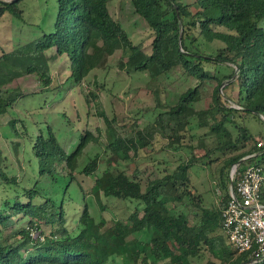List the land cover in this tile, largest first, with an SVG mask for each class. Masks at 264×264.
<instances>
[{"label":"trees","instance_id":"obj_1","mask_svg":"<svg viewBox=\"0 0 264 264\" xmlns=\"http://www.w3.org/2000/svg\"><path fill=\"white\" fill-rule=\"evenodd\" d=\"M110 1L58 0L55 31L21 52L29 60L14 52L0 56V116L25 96L20 85L12 87L16 80L37 75L46 87L51 85L52 58L68 60L71 77L78 85L93 71L108 69L110 58L118 51H122V68L128 73H148L151 88L177 68L201 84L216 80L208 109L195 111L193 106L202 100V93L199 86L188 89L175 106L158 115L151 129L127 139L115 136L108 147L124 160H131L132 151L136 155L139 149L147 150L149 139L156 134L168 140V149L180 147L188 125L182 120L193 110L198 125L214 137L205 158L215 153L233 154L225 160L221 172L226 183L220 206L204 208L188 190L189 171L200 161L191 156L172 174L148 179L145 191L135 176L129 177L123 171L97 178L92 194L102 210L101 194L136 201L142 209L136 207L127 222L107 227L104 218L97 224L85 207L73 220L72 228L68 226V216L76 214L77 209L70 206L76 199L71 185L91 134L68 153L49 127L47 133L40 131L32 150L39 178L50 177L53 184H61L62 199L57 203L54 197L44 194L39 189L40 180L13 198L2 199L8 187H19L21 182L19 177L9 175L7 165L0 159V264H111L113 257L122 254L127 255L130 264H190L191 259H201L206 251L221 264H264V255L255 249L240 253L225 245L221 218L229 201L231 168L241 161L239 174L248 164L264 167V143L259 147L260 141L256 142L249 128L236 121L249 116L264 124V0H131L135 13L153 31L151 53L135 45L113 18ZM20 2L0 0V22L6 13L21 18ZM214 42L224 47L211 49ZM221 67L232 68L231 74L220 77ZM234 83L238 86L236 106L242 109L233 108L231 103L235 101L226 93ZM153 92L158 108L159 91ZM229 126L239 131L236 138ZM259 137L264 139L262 134ZM251 142L254 144L249 147ZM61 166L69 171L66 176L59 172ZM98 166L96 157L80 173L93 176ZM233 186L236 188V182ZM262 197L264 200V186ZM185 204L191 208L189 213L175 211ZM26 220L25 225H20ZM145 231L151 233L148 240L132 239Z\"/></svg>","mask_w":264,"mask_h":264},{"label":"rangeland","instance_id":"obj_2","mask_svg":"<svg viewBox=\"0 0 264 264\" xmlns=\"http://www.w3.org/2000/svg\"><path fill=\"white\" fill-rule=\"evenodd\" d=\"M3 1L10 2V0ZM182 1L192 2V0ZM18 8L23 11L21 18L6 13L1 19L0 56L3 53L14 52L19 58L27 59V56L21 55V52L28 50L44 35L55 31L59 3L58 0H21ZM109 9L133 43L142 45L146 53H151L153 31L147 22L135 13L132 1L111 0ZM217 30L223 31L222 28ZM221 47L224 45L220 42L211 44V49L214 50ZM46 56L49 57L48 53ZM121 58L122 51L116 52L109 60L108 69L93 71L79 85L74 83L71 77L72 68L68 60L56 58L49 60L52 76L50 86L46 87L37 75H28L14 82L12 87L20 85L25 96L5 115L0 116V159L7 165L9 175L19 177L21 183L19 187H8L2 194V199H11L22 190L33 187L36 181L40 180L39 189H43L44 194L54 197L57 203L60 202L61 184H53L50 177L39 178L38 161L32 150L40 131L47 133L51 127L59 143L68 153H72L78 147L84 136L91 134L79 158L75 180L71 185L70 191L76 199L70 206L77 209L76 214L68 216V226L72 228L75 227L73 220L81 215L85 207L97 224L100 223L101 218H104L107 227L114 226L119 221L127 222L136 207L142 209L136 201H121L101 194V202L104 205L102 210L97 198L92 194L97 178L106 174L116 175L123 171L129 177L135 176L145 191L148 179H161L172 174L191 156H195L200 161L189 171L188 190L195 198V202L201 200L199 204L202 207L219 208L224 196L222 190L224 182L226 183V179L221 177V172L225 160L233 154L215 153L205 158L206 152L214 145V137L208 136V129L198 125L193 110L182 120L184 125L188 122L187 132L183 133L184 142L180 147L177 145V149H168V140L159 134L149 139L151 144L148 145L147 150L139 149L136 155L132 151L131 160L118 158L108 147V143L115 136L127 139L135 136L139 131L145 133L147 128L151 129L158 115L175 106L180 96L188 89L199 86L202 93V100L194 104V110L208 109L212 103L217 81L210 80L201 84L188 77L181 68H177L161 77L151 88L149 74L128 73L122 68L124 64L120 63ZM231 72L232 68L221 67L219 75L220 77L230 75ZM153 90L159 91L161 105L158 108ZM226 93L232 101H235L233 105H236L237 84L228 86ZM236 121L239 126L245 125L249 128L256 142L264 143V139L259 137L260 134L264 137V124L258 119L248 116L237 118ZM229 127L236 138L239 131ZM253 144L254 142H251L249 147ZM96 157L99 159V166L94 175L90 177L82 175L80 171ZM59 169L63 176L69 172L64 166ZM225 173L227 175V172ZM186 203L188 204L187 201ZM190 210L191 208L186 204L175 209L176 212L186 213ZM27 221L20 225H25ZM150 235V232L145 231L133 236L132 239L148 240ZM225 236L226 238L223 237L222 240L229 246L228 237L226 234ZM111 264L130 263L127 255L122 254L113 257ZM190 264H221V262L211 252L206 251L201 259H191Z\"/></svg>","mask_w":264,"mask_h":264},{"label":"built area","instance_id":"obj_3","mask_svg":"<svg viewBox=\"0 0 264 264\" xmlns=\"http://www.w3.org/2000/svg\"><path fill=\"white\" fill-rule=\"evenodd\" d=\"M262 145L263 142H259L258 146ZM240 165H234L229 173L230 196L221 214L223 230L230 245L240 253L255 249L256 253L264 255V167L248 164L239 174Z\"/></svg>","mask_w":264,"mask_h":264},{"label":"water","instance_id":"obj_4","mask_svg":"<svg viewBox=\"0 0 264 264\" xmlns=\"http://www.w3.org/2000/svg\"><path fill=\"white\" fill-rule=\"evenodd\" d=\"M20 0H12L10 1V3H18ZM243 161L240 162V164L242 163Z\"/></svg>","mask_w":264,"mask_h":264}]
</instances>
